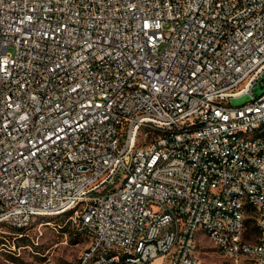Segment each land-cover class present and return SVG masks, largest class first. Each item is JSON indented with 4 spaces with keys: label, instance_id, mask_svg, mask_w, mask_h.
I'll use <instances>...</instances> for the list:
<instances>
[{
    "label": "built area",
    "instance_id": "1",
    "mask_svg": "<svg viewBox=\"0 0 264 264\" xmlns=\"http://www.w3.org/2000/svg\"><path fill=\"white\" fill-rule=\"evenodd\" d=\"M263 76L264 0H0V228L69 213L80 264H199L203 234L264 264Z\"/></svg>",
    "mask_w": 264,
    "mask_h": 264
},
{
    "label": "rangeland",
    "instance_id": "2",
    "mask_svg": "<svg viewBox=\"0 0 264 264\" xmlns=\"http://www.w3.org/2000/svg\"><path fill=\"white\" fill-rule=\"evenodd\" d=\"M264 93V76L254 87V95ZM252 100V94L230 98L232 106ZM68 214L36 217L24 229L2 226L0 228V264H80L88 239L77 230L76 222ZM251 222L246 239L254 241L258 235ZM199 264H252L245 257L237 259L224 255L207 234L199 235L196 246ZM162 259L154 264H161Z\"/></svg>",
    "mask_w": 264,
    "mask_h": 264
},
{
    "label": "trees",
    "instance_id": "3",
    "mask_svg": "<svg viewBox=\"0 0 264 264\" xmlns=\"http://www.w3.org/2000/svg\"><path fill=\"white\" fill-rule=\"evenodd\" d=\"M252 221H253L252 219H247L246 220V227H247V229L250 227ZM22 229H24V228H22ZM252 230L253 231H256L258 233V227L256 225H254V227H252Z\"/></svg>",
    "mask_w": 264,
    "mask_h": 264
}]
</instances>
